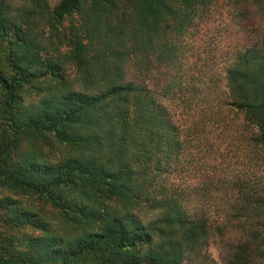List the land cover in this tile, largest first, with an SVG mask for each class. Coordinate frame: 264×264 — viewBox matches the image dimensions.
<instances>
[{
    "label": "trees",
    "instance_id": "16d2710c",
    "mask_svg": "<svg viewBox=\"0 0 264 264\" xmlns=\"http://www.w3.org/2000/svg\"><path fill=\"white\" fill-rule=\"evenodd\" d=\"M16 1L0 0V189L51 205L70 232L0 197V264H193L212 241L223 264H264V33L235 54L226 98L194 130L166 100L190 106L186 40L217 0ZM233 1L264 14V0ZM192 131L214 160L260 162L207 179L230 186L218 215L166 184ZM53 141L67 149L55 161Z\"/></svg>",
    "mask_w": 264,
    "mask_h": 264
},
{
    "label": "rangeland",
    "instance_id": "374dc122",
    "mask_svg": "<svg viewBox=\"0 0 264 264\" xmlns=\"http://www.w3.org/2000/svg\"><path fill=\"white\" fill-rule=\"evenodd\" d=\"M58 0H49L52 7ZM21 1L15 2V8L20 7ZM196 33L190 32L187 42L185 63L187 78L192 82L189 87V96H193L187 107L177 98L166 100V103L176 113V120L180 118L185 127L195 128L201 121L208 119L210 109L216 108L226 98V69L233 61L235 54L246 46H253L264 33V14L258 10H252L248 14L242 12L233 0H217L210 11L201 14L198 20ZM68 24V22H66ZM63 50H66L64 47ZM191 66V69L188 67ZM76 76V70L68 68V73ZM32 99L37 101L40 96L32 93ZM188 96V95H187ZM188 148L181 163L173 168L169 174L167 185L174 191L181 193L186 206L195 211L204 209L207 214L218 215L226 203V191L228 184H217L212 186L207 179L213 175L225 178L228 181L229 174L242 171L244 174L257 170L260 162H247V166L240 163L237 157H232L231 163H227L224 155H217L215 158L211 150L204 147L202 135L193 132L187 135ZM43 151L46 158L55 161L62 157L67 149L58 142L53 141L52 145H44ZM226 153V152H225ZM224 153V154H225ZM216 154V152L214 153ZM225 156H227L225 154ZM214 173V174H213ZM230 177V176H229ZM11 196L18 199L22 205L35 210L48 219L54 227L63 234H69L70 229L65 227L58 212L49 204L34 196L19 195L5 189H0V197ZM141 216L147 221L155 216V212L145 209ZM34 237L41 231L22 228ZM7 231L2 227L0 218V244L4 241ZM221 244V243H220ZM19 249H24L22 241L17 243ZM221 249L218 243L205 247V252L193 264H223Z\"/></svg>",
    "mask_w": 264,
    "mask_h": 264
}]
</instances>
